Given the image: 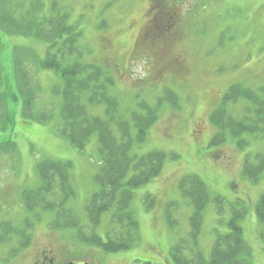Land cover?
<instances>
[{"label": "rangeland", "instance_id": "1", "mask_svg": "<svg viewBox=\"0 0 264 264\" xmlns=\"http://www.w3.org/2000/svg\"><path fill=\"white\" fill-rule=\"evenodd\" d=\"M51 1L23 0L22 7L11 15L22 21L47 16ZM56 2L68 10L67 20L81 31L77 47L82 51L72 52L69 59L99 64L114 77L109 93L123 104L131 106L137 100L139 105L155 108L157 119L146 129L145 140L137 141L132 152L137 155L159 150L166 158L156 177L132 190L128 206L139 223L140 237L131 248L103 252L98 246L77 241L72 235L75 229H53L52 209H27L21 193L25 188H37V162L44 158L68 161L75 198L65 206L79 215L82 224H87L84 206L89 195L98 190L93 176L102 154L96 132L79 148L66 135L55 131L61 120V96L54 90L61 81L59 71L39 68L27 57L36 54L44 59L55 49L50 46L51 41L32 32L36 19L28 23L30 27L8 31L10 37L3 32L0 41L6 43L1 48V69L6 82L1 86L8 91V107L0 112V221H11L12 231L19 232L0 244V264L8 259L24 263L28 257L18 255L31 246V255L51 247L57 264H176L171 255L175 245L180 246L179 254L186 258L196 252L208 258L214 241L229 232V219L235 215L240 216L237 220L247 245L245 259L239 257L236 264H264L259 239L264 224L255 214L258 197L264 192V171L256 181H250L242 171L244 162L255 163L264 158V136H249L241 146L228 135L221 145L211 146L214 127L208 118L230 84L243 82L264 87V0ZM161 7L175 10L178 17L172 33L163 38L167 47L159 46L162 53L157 56L151 45L142 46L141 35L149 20L160 14ZM70 42L68 37L61 47ZM66 56L63 49L53 55L57 60ZM17 58L27 65L29 94L20 88L14 64ZM80 72H73L72 79ZM88 79L95 83V76ZM167 91L173 94L166 95ZM81 92L83 98L87 96L86 89ZM225 109L233 118L241 114L235 104L226 105ZM97 110L102 111V107ZM42 112H50L51 117L44 123L32 121ZM11 143L12 149L6 150ZM188 175H198L210 195L195 235L189 222L193 206L178 187ZM147 197L153 201L149 209ZM122 211L118 205L105 210L98 226L92 232L86 227L90 233L83 228V234L105 239L112 225L110 215L121 216Z\"/></svg>", "mask_w": 264, "mask_h": 264}, {"label": "trees", "instance_id": "2", "mask_svg": "<svg viewBox=\"0 0 264 264\" xmlns=\"http://www.w3.org/2000/svg\"><path fill=\"white\" fill-rule=\"evenodd\" d=\"M10 1L12 0H0V36L4 35L3 32L14 33L26 26L17 23L12 17L11 12H9ZM51 4L49 9L51 12L39 20L36 19L32 32L51 41L50 46L55 48L52 52L60 53L63 49L68 56L57 60L53 57L54 53L48 52L44 59H40L36 54H29L27 57L31 59V63H37L39 68L46 66L59 71L61 85L55 86L54 90L61 96L59 113L61 120L56 124L55 131L61 135H66L70 142L79 148H83L87 144L93 132L98 134L97 143L102 158L98 163V170L94 174L99 186L98 190L89 195V201L86 205L90 224L96 226L100 221L102 212L116 205L122 207L124 212L122 211L121 216L110 215L112 225L107 236H105L106 239L103 240L96 234L92 235L93 238L90 234L85 236L81 231L82 225L78 216L72 209L65 206L67 201L75 196L70 183V163L52 158H44L36 164L39 184L37 188L25 189L22 193V200L28 209L34 211L52 209L54 211L52 227L56 229L77 228L78 237L82 241L99 246L104 252L128 249L138 241L140 236L139 223L132 215L130 204L128 206L132 190L134 187L153 179L161 170L163 160L166 157L165 153L159 150L137 155L132 152V147L137 141L142 143L145 140L146 129L155 121L157 115L155 110L145 107L146 104H142L140 107L127 106L118 101L115 95L112 96L108 90L109 85L114 83V77L108 75L100 66L89 62H79L74 58L69 59L72 52L81 50L79 45L77 47L81 31L78 30L79 28L75 23H70L67 20L69 16L67 9L60 8L56 0H52ZM177 17L178 14L175 10L163 7L161 13L152 18L150 24L146 25L147 29H144L142 34L145 42L141 38L142 46L151 45L149 47L152 48V52L160 56L162 52L160 53L159 49L167 47L163 43V37L165 39L167 35L172 33ZM34 20L31 22L33 23ZM29 24H27L28 27H30ZM147 34L148 36H146ZM144 36L147 37L146 40ZM68 37L72 42L61 47ZM148 41L149 43H147ZM5 43L4 40L0 41L1 114L8 107V91L6 88L2 89L1 86L6 82L3 68L1 69V48ZM56 44L58 46H55ZM14 64L17 68L20 88H24V91L29 94V87H26L28 82L27 71L24 68L27 66L22 64L21 58H17ZM76 70H81V72L75 74L72 79V73ZM88 76H95V83L88 79ZM84 89L88 93L83 98L81 91ZM86 104L105 105L103 106V114L89 112ZM234 104L241 109V114L237 118H233L225 109L226 105ZM50 116V112H42L34 116L32 121L44 123ZM8 120L10 119L8 118ZM210 122L216 128L213 137H211V144L214 145L222 143L227 134L238 138L240 145L246 142L242 138L245 134L263 137L264 87L254 88L242 82L230 84L223 93L219 105L211 112ZM11 146L12 143L10 147H5L6 150H11ZM0 148H2L1 144ZM263 171L264 158L255 163L245 162L243 165V173L251 181H256ZM179 188L183 196L188 198L193 206L189 222L195 235L201 226V212L210 200V195L198 175L183 177L179 183ZM258 198L255 214L259 223L264 224V192ZM150 204L149 201L148 205L150 206ZM239 218L240 216L235 215L229 219V233L217 237L208 258L199 252H196L193 257L190 256L191 258H186L179 254L181 252L179 245L173 246L171 255L176 264H236L239 257L245 259L247 245L237 221ZM12 230L14 229L11 222H0V241L9 237L13 232ZM259 239L264 254V228L259 233Z\"/></svg>", "mask_w": 264, "mask_h": 264}, {"label": "flooded vegetation", "instance_id": "3", "mask_svg": "<svg viewBox=\"0 0 264 264\" xmlns=\"http://www.w3.org/2000/svg\"><path fill=\"white\" fill-rule=\"evenodd\" d=\"M28 258L23 261L24 263L22 264H56L55 263V255L53 250L47 249V248H41L38 250L37 254H32L30 256H27ZM21 262H17L16 260H12L9 262H4L2 264H20Z\"/></svg>", "mask_w": 264, "mask_h": 264}, {"label": "water", "instance_id": "4", "mask_svg": "<svg viewBox=\"0 0 264 264\" xmlns=\"http://www.w3.org/2000/svg\"><path fill=\"white\" fill-rule=\"evenodd\" d=\"M66 264H74V263H71V262H70V263H66Z\"/></svg>", "mask_w": 264, "mask_h": 264}]
</instances>
